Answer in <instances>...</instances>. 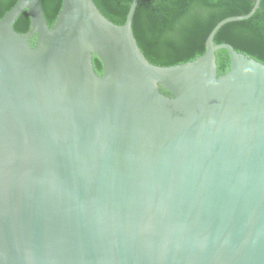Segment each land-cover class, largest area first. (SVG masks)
<instances>
[{
    "label": "water",
    "instance_id": "obj_1",
    "mask_svg": "<svg viewBox=\"0 0 264 264\" xmlns=\"http://www.w3.org/2000/svg\"><path fill=\"white\" fill-rule=\"evenodd\" d=\"M261 1L171 66L138 43L140 0L122 25L94 0H63L53 26L42 0L5 13L0 264H264V63L215 42Z\"/></svg>",
    "mask_w": 264,
    "mask_h": 264
},
{
    "label": "trees",
    "instance_id": "obj_2",
    "mask_svg": "<svg viewBox=\"0 0 264 264\" xmlns=\"http://www.w3.org/2000/svg\"><path fill=\"white\" fill-rule=\"evenodd\" d=\"M18 0H0V19ZM101 12L116 24H125L133 0H94ZM256 0H140L133 20L138 43L150 62L171 66L195 60L205 53L206 41L223 19L251 12ZM63 0H42L50 26L55 23ZM31 18L25 10L15 29L26 33ZM36 36L33 37V42ZM216 43H230L239 52L264 63V0L253 16L223 25L215 36ZM219 74L231 64L226 49L217 51ZM95 70L103 74V64L94 56Z\"/></svg>",
    "mask_w": 264,
    "mask_h": 264
}]
</instances>
